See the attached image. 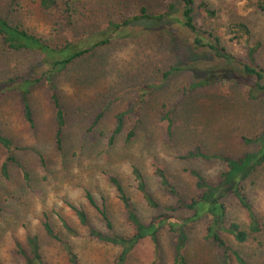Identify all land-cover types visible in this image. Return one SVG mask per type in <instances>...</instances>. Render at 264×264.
<instances>
[{"label": "rangeland", "instance_id": "374dc122", "mask_svg": "<svg viewBox=\"0 0 264 264\" xmlns=\"http://www.w3.org/2000/svg\"><path fill=\"white\" fill-rule=\"evenodd\" d=\"M58 1L71 6L69 29L50 17L38 0H0V16L49 45L98 34L110 23L125 21L131 23L130 35L96 48L49 78L43 76L39 53L7 50L0 36V84L17 78L37 80L27 95L33 128L23 119L18 93L0 95V133L11 140L20 165L8 163L6 178L0 172L1 264L22 263L14 246L24 248L29 235L38 237L45 264H68L60 244L42 231L44 214L56 234L68 242L79 264H113L120 248L88 238L68 203L85 209L91 224L104 231V223L84 198L87 190L96 203L104 200L115 234L131 235L132 227L108 180L110 176L123 185L139 220L148 223L153 216L176 207L161 188L155 168L164 170L180 198L188 202L202 193L196 190L192 173L203 177L209 186H218L229 171L226 160L255 154L259 147L256 139L264 131V92L256 100L249 99L246 92L253 81L240 77L233 64L225 69L217 65L219 73L224 71L219 80L224 81L190 91L189 85L204 76L213 61L208 51L192 49L193 37L180 23V0ZM200 3L214 15L202 17L196 10ZM194 9L196 25L217 36L221 46L241 61L246 60V48L235 40L230 27L244 22L250 31V44H258L256 63L264 69V11L251 0H194ZM194 61L198 62L196 70H175ZM49 83L63 113L60 149L54 142L55 110ZM142 87L147 89L140 91ZM142 93L137 119L135 107ZM121 112V132L111 141L115 117ZM98 114L101 118L95 121ZM132 128L134 136L127 140ZM195 149L212 158H185ZM2 162L0 147V169ZM133 166L143 174L157 209L150 208L136 191ZM239 184L255 215L264 222V163ZM219 203L225 208L219 233L226 255L207 237L210 217L203 216L174 232L163 227L155 245L143 239L123 264H239L232 252L245 264H264V229L249 233L245 242L235 241L227 229L236 223L248 231L247 213L233 194L221 196ZM171 212L181 218L193 215L183 208ZM59 217L77 232L76 237L66 235ZM179 244L183 259L177 263Z\"/></svg>", "mask_w": 264, "mask_h": 264}, {"label": "trees", "instance_id": "16d2710c", "mask_svg": "<svg viewBox=\"0 0 264 264\" xmlns=\"http://www.w3.org/2000/svg\"><path fill=\"white\" fill-rule=\"evenodd\" d=\"M13 3L16 0H11ZM253 5L260 11H264V0H251ZM40 7L53 19H55L59 24L65 28H70L72 26V10L71 6L67 1L58 0H38ZM182 3L181 10V25L192 35V49L194 51H208V55L211 57L213 63L209 69H206L205 75L201 76L199 79L195 80L189 85L190 91L200 89L209 86L219 80V75L223 72H218L216 70L217 65L221 64V69H225V66L234 65L237 67L239 76L243 79H251L253 84L248 88L246 96L251 100H256L264 92V69L256 63V52L258 50V44H250V31L248 26L244 22H238L231 25V32L235 34V40L242 41L246 48V60L241 61L236 59L233 55L227 52L220 43V39L213 35L211 32L203 29L201 26H197L194 22V0H180ZM196 10L202 17H211L214 12L208 8L205 3H200ZM141 15L144 16V11L142 10ZM150 18V17H149ZM154 18H161L156 16ZM133 20H138L135 18ZM130 22H124L123 24H109L105 31L98 34H93L85 38L67 41L60 45H49L45 41L30 34L26 30L22 29L20 25H10L7 21L3 20L0 16V36L2 39L3 46L10 51L20 52V51H34L39 53L43 57L44 73L48 78L53 75L62 72L74 61L84 57L86 54L95 50L98 47L105 46L110 43L115 38H122L124 36H129L130 28L128 25ZM197 61H194L191 65H185L175 70L188 69L196 70L198 69ZM219 66V68H220ZM21 81V82H20ZM37 80L31 79H18L10 80L3 84H0V95H4L7 92H17L20 100V108L24 121L28 124L30 128L34 127V120L30 106L28 104V89ZM221 81H224L223 79ZM19 82V83H17ZM48 88L50 90V98L54 106V120L56 122V131L54 135V142L56 147L60 149L61 147V136L62 129L64 126L63 113L59 107L58 100L53 92V87L49 83ZM145 88H141L143 91ZM144 93L140 94L136 102L135 116L139 118V105L142 102V96ZM124 113H118L114 121V129L110 140L114 139L118 133L121 132L123 125ZM101 115L98 114L96 120H99ZM134 136V128H132L127 134V140H130ZM246 142H253L245 140ZM256 143H259V147L255 154L247 157L246 159L233 160L227 159L229 166V171L224 173V180L218 186H209L203 177L197 173H192L195 179V188L202 193L195 199H191L186 202L180 198L179 193L170 184L164 170L161 168H155L154 174L159 180L161 188L175 201L176 207H171L167 211L159 213L153 216L148 223H142L137 217L134 207L132 206L130 197L126 193L123 185L120 181L114 177L110 176L108 178L110 184L113 186L117 199L120 201L122 208L124 210L126 220L132 227V234L128 236H120L115 234L113 230V225L108 218V214L105 207L104 200L101 199L100 203H96L87 190L84 191V198L89 206L94 208L99 216V218L104 223L105 230H97L90 222L89 217L85 209L80 206H75L68 203V207L75 215L81 227L86 229L87 237L93 240H98L101 242H106L115 245L120 248V253L113 264H123L134 247L143 239L148 238L155 245L157 242V233L163 227H168L172 232L177 228L185 225L189 222H194L200 217L208 216L210 217L207 237L212 238L218 245L220 249L223 250L224 255L227 254V249L223 240L220 237L222 231V222L224 217V207L219 203V198L223 195L233 194L236 200L239 202L240 206L246 211L249 225L248 231L242 229L238 224L232 223L227 232H229L235 241L242 243L245 242L249 236V233H259L264 229V222H261L252 210L247 198L242 193L240 187V180L245 178L249 173L253 172L256 167L261 166L264 163V131L256 139ZM0 147L3 150V162L1 164V176L3 178L7 177V165L8 163L15 164L19 167V163L13 154V144L11 140L0 133ZM185 158H201L210 159L212 157L204 154L199 149L189 151ZM133 176V183L136 191L142 196L145 203L152 209L158 208V203L152 197L148 191L147 183L141 171L133 166L131 170ZM25 177L26 174H25ZM223 188H226L225 190ZM222 189V190H221ZM176 208H183L188 211L193 212V215L189 218H181L171 211L176 210ZM59 221L62 229L66 235L70 237H76L77 232L61 217ZM42 231L44 235L51 240L57 241L63 251L67 256L68 264H79L77 256L72 252L68 242L58 236L51 224L49 223L46 214L43 215L42 220ZM26 246L24 248L15 245V253L18 257L22 258L21 264H45L40 255V247L38 237L35 235H29L25 241ZM182 244L177 245L175 251V262L179 263L183 259L182 256ZM234 258L239 264H245L244 261L235 253L232 252ZM1 264V263H0Z\"/></svg>", "mask_w": 264, "mask_h": 264}]
</instances>
